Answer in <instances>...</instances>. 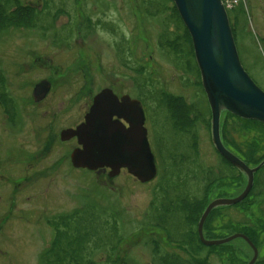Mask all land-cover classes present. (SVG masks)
Wrapping results in <instances>:
<instances>
[{
    "label": "rangeland",
    "instance_id": "1",
    "mask_svg": "<svg viewBox=\"0 0 264 264\" xmlns=\"http://www.w3.org/2000/svg\"><path fill=\"white\" fill-rule=\"evenodd\" d=\"M20 1L40 10L49 6V11L54 14L63 12L54 21L49 17L51 14L45 13L44 18L48 20L42 18L38 28L0 27V95L7 90L8 93L30 96L41 78L48 77L54 83L51 94L77 96L71 107L74 115L85 109V97H93L116 81H119L116 82L118 87L121 85L118 89L124 93L152 97L151 103L143 102V106L148 139L158 169L154 180L141 183L126 169L111 179L108 173L97 175L93 171L73 168L70 164H61L53 179L43 176L39 180L45 200L52 193L57 197L50 204L49 213L55 211L60 215L83 205L96 204L99 210L118 214L125 238L115 252V264H151L153 238L165 241V233L160 229H142L152 205L159 208L181 196L200 197L208 181L214 177H217L216 184L210 190L208 204L217 198L231 199L240 195L248 182L246 174L224 159L213 144L211 107L201 84V73L195 68L193 49L188 56L192 65L188 66L181 58L175 62L173 53L168 54L160 45L161 34L169 33L171 36L182 33L170 22L173 3L171 0ZM247 3L250 12L241 18L236 44L245 69L264 90V0H239L238 6L243 4L245 8ZM103 19L107 20V27L100 26ZM121 38H128V44L133 46L126 56L129 64L126 62L125 65L117 58L113 46L115 40ZM35 50L39 51L37 61L23 58L25 52L27 55ZM105 72L111 74L105 75ZM137 82L138 90L135 89ZM162 91L180 96L188 105L198 102L200 112L193 115L192 110L168 109V106L159 103ZM62 104L60 102V109ZM64 105L67 109L68 104ZM73 121V118L60 117L59 133ZM35 125L38 123L33 119L28 120L29 127ZM259 127L258 124L244 123L236 117L227 116V111L222 115L221 134L222 131L228 133L227 142L238 150L255 149L264 144V128ZM189 130L196 133L193 149L192 138L186 133ZM32 141V138L29 139L31 145ZM59 142V156L77 146L76 140L65 143L60 139ZM48 164L45 163V166ZM259 175L264 178V172ZM263 187L264 179L256 192ZM216 211L208 228H215L214 234L218 239L225 238L235 234L234 229L223 228L229 220L235 224L264 219V195L259 196L247 213L234 206ZM178 223L177 218L172 221L174 225ZM53 234L54 230L44 217L43 249L50 246ZM224 247L223 252L233 250L234 262L231 263L226 254L222 262L218 256H212V264H248L253 259V249L242 238ZM258 251L255 264H264V243ZM95 259L99 264H112L107 262L104 250L98 251Z\"/></svg>",
    "mask_w": 264,
    "mask_h": 264
},
{
    "label": "water",
    "instance_id": "2",
    "mask_svg": "<svg viewBox=\"0 0 264 264\" xmlns=\"http://www.w3.org/2000/svg\"><path fill=\"white\" fill-rule=\"evenodd\" d=\"M173 2L192 38L202 84L212 111L213 144L224 159L248 178L240 195L231 199L217 198L207 206L198 224L199 237L206 246L224 245L242 238L254 251L248 264H255L259 251L247 235L235 233L222 239L208 240L204 236V225L214 209L234 206L246 199L253 188L255 174L264 166V161L256 167L249 166L225 146L221 137L223 111L264 123V90L242 64L223 0ZM50 90L51 82L41 81L33 92L35 100H43ZM114 116H117L116 120ZM121 119L127 121L129 127ZM60 136L62 141L78 139L80 147L71 154V162L76 169H86L97 175L109 170L111 179L127 169L141 183H149L157 177L158 169L141 102L132 100L129 95L120 100L111 89L102 90L95 96L85 122L77 128L63 130Z\"/></svg>",
    "mask_w": 264,
    "mask_h": 264
},
{
    "label": "trees",
    "instance_id": "3",
    "mask_svg": "<svg viewBox=\"0 0 264 264\" xmlns=\"http://www.w3.org/2000/svg\"><path fill=\"white\" fill-rule=\"evenodd\" d=\"M171 1L173 4L170 22L178 31L182 30V33H176L171 36L169 33L161 34L160 45L166 49L168 54L173 53L175 62L177 58H181L188 63V66H191L192 60L188 56L192 49L194 51L192 38L184 25L176 5L173 0ZM235 7L231 9L232 11H228V14L235 40H237L240 20L236 16L234 21L231 16L235 11ZM49 10V6L45 10H40L37 7L23 5L20 0H0V27L5 28L14 25L30 29L38 28L45 13L47 15L51 14L49 17L54 21L59 13L63 12L58 11L54 14ZM46 19L44 18L43 20ZM188 47H190V52L188 51ZM193 58L195 68L200 73L195 53ZM159 97H168L169 100L166 101V104L175 111L178 109L185 111L193 109L192 105L186 104L185 100L180 96L162 91ZM227 116L236 117L237 120L244 123H255L264 128V123L256 120L244 119L230 112H227ZM186 133L192 138L191 148L193 149V145L196 143V133L190 130L186 131ZM221 135L226 147L249 166L256 167L264 161V154L259 155L260 152L264 151V144L262 146L258 145L255 149L238 150L227 142L228 133L222 131ZM233 144L235 143L233 142ZM194 149L197 150L196 148ZM263 172L264 166L255 174L254 185L250 194L241 203L234 205V207L240 209V212L247 213L251 211L259 196L264 195V187L256 192L261 180L264 179L259 175ZM216 178L214 177L209 180L210 182L208 181V184L204 188V194L200 197L197 195L193 197L189 195L181 196L176 201L162 204L159 208L152 205V209L147 214L146 222L142 229H160L165 233V241L153 238L154 247L151 264H212L211 260H214V258L211 259L212 256H218L221 262L228 256L231 259L230 262H234L235 254L233 250L228 249L226 252H223L224 246H227V244L206 246L200 240L198 233V224L208 206L210 190L216 184ZM217 209L219 207L211 212L204 225V235L209 239L219 238L217 234H214L215 228H208L211 222L210 219L214 214H217ZM176 218L179 219V223L174 225L172 221ZM121 224L117 213L105 209L101 210V208L99 210L96 204L83 205L74 211L60 214L57 219H54L53 239L50 246L43 251L41 264H99L97 259H95V254L100 250H104L107 253V262L110 261L112 264H115V252H117L125 238L122 234ZM223 228H232L235 230V233L247 235L257 248L261 247V244L264 243L263 218L246 223L237 222L235 224H233L232 220H229L228 223L224 224ZM123 264L136 263L124 262Z\"/></svg>",
    "mask_w": 264,
    "mask_h": 264
},
{
    "label": "flooded vegetation",
    "instance_id": "4",
    "mask_svg": "<svg viewBox=\"0 0 264 264\" xmlns=\"http://www.w3.org/2000/svg\"><path fill=\"white\" fill-rule=\"evenodd\" d=\"M248 12H250L248 3L245 4V8L243 4L237 5L231 16L234 21L237 16L241 22V18L246 17ZM100 22V26L107 27L106 19ZM123 40L122 38L115 40L113 46L117 58L122 65H125L126 62L129 64L126 56L133 46L128 44V38ZM38 54L39 51L37 50L33 53H27V55L25 52L23 58L25 60L29 58L30 61L34 60L35 62L38 60ZM8 65L10 66L11 63ZM104 74L110 75L111 73L105 72ZM41 79V81L48 80V77ZM49 81L51 82V90L39 102L35 100L33 92L40 82L35 85L30 96L8 93L7 90L0 95V264H41L44 251L42 248L44 217L48 226L53 229L54 219L58 218L59 213L48 212L50 204H53L57 197L52 193L45 200L43 186L39 180L43 176L53 179L61 164L72 165L71 154L80 145L77 138L67 141L61 140L65 143L76 140L77 146L70 148L71 152H69L70 149L63 151V155L59 156L61 132L65 129L77 128L85 122L94 98L99 93L93 97H85V109L83 112L78 111V114L74 115L71 107L77 96L59 97L51 94L54 83ZM116 82L102 88L101 91L111 89L120 100L124 95H129L132 100L141 102L143 111V102L151 103L150 98L152 97H139L127 92L124 93L118 89L121 85L118 87ZM135 84V89L138 90L139 83ZM51 97H58L59 99ZM66 98L68 99L65 100ZM167 99L168 97L158 98L159 103H163L164 106H167ZM60 102L63 103L62 109L59 106ZM64 104H68L67 109H64L66 107ZM192 106L196 108L192 109L193 115L200 112L201 106L198 102ZM57 107L58 109H56ZM60 117L73 118L74 121L63 127L59 133ZM29 119H33L38 125L29 127ZM113 119L116 120L117 116H114ZM40 120L45 121V123L41 124ZM121 122L129 127V123L124 119H121ZM31 138L33 140L32 145L29 142ZM45 163L49 164L45 166ZM72 167L75 168L73 165Z\"/></svg>",
    "mask_w": 264,
    "mask_h": 264
},
{
    "label": "built area",
    "instance_id": "5",
    "mask_svg": "<svg viewBox=\"0 0 264 264\" xmlns=\"http://www.w3.org/2000/svg\"><path fill=\"white\" fill-rule=\"evenodd\" d=\"M238 2H239V0H225V5L227 6V8L231 9V8L234 7Z\"/></svg>",
    "mask_w": 264,
    "mask_h": 264
}]
</instances>
